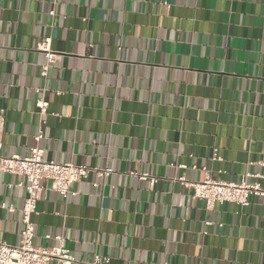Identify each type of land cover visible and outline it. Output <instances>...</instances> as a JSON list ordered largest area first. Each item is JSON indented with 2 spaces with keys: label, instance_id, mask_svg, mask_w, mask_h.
Segmentation results:
<instances>
[{
  "label": "crops",
  "instance_id": "1",
  "mask_svg": "<svg viewBox=\"0 0 264 264\" xmlns=\"http://www.w3.org/2000/svg\"><path fill=\"white\" fill-rule=\"evenodd\" d=\"M45 37L60 57L43 76ZM0 117L4 156H28L41 129L45 161L111 170L67 199L44 183L35 245L58 236L72 264H264V197L208 210L177 181L205 169L264 188V0H0ZM19 182L0 175L10 246Z\"/></svg>",
  "mask_w": 264,
  "mask_h": 264
},
{
  "label": "built area",
  "instance_id": "2",
  "mask_svg": "<svg viewBox=\"0 0 264 264\" xmlns=\"http://www.w3.org/2000/svg\"><path fill=\"white\" fill-rule=\"evenodd\" d=\"M54 16V11L48 13ZM36 50L44 56L45 64L41 67V74L46 76L47 69L56 64L60 55L52 49V38L45 37L41 41ZM39 95L36 103L39 107V115L41 118L47 115L48 101L43 97L40 90H35ZM44 121L41 120L43 125ZM3 127V118L0 117V131ZM43 138V132L40 129L34 137L36 145L30 149L28 156L11 155L4 156L1 153L0 142V175L13 174L22 178V182L17 183L18 187L25 190V198L21 208V222L23 229L20 232L19 244L10 246L0 242V264H50L57 262L58 264H72L75 262L70 253L64 248L58 236L46 235L44 240H55L59 245L40 246L34 243V222L31 217L37 214V202L41 200L46 188L44 183L49 182L51 189L61 198L76 196V192L72 189L73 185L84 181L89 175H94L98 179H103L111 173L109 168L98 169L87 165H75L71 162L57 163L54 161H45L43 159L44 150L37 143ZM211 161L221 162L222 159L218 155V150L214 149ZM205 171L204 177L200 181L189 182L184 178H178L177 181L184 186L185 189L191 191V200L202 201L205 208L210 210L215 203L236 204L242 208L248 207L252 197H264V188L257 182L248 183L245 178H255L256 175L246 174L239 182H228L224 180L211 179L208 171ZM221 172V171H219ZM147 174L138 176L139 180H147ZM150 186H154L157 182L154 178H149ZM94 188H98L99 184H93ZM95 264H108V260L96 259Z\"/></svg>",
  "mask_w": 264,
  "mask_h": 264
}]
</instances>
